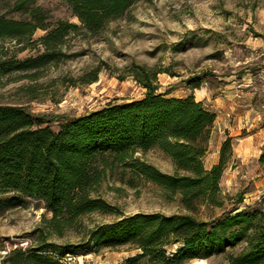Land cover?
<instances>
[{"label":"rangeland","instance_id":"obj_1","mask_svg":"<svg viewBox=\"0 0 264 264\" xmlns=\"http://www.w3.org/2000/svg\"><path fill=\"white\" fill-rule=\"evenodd\" d=\"M0 16L32 21L38 27L30 38L0 37V59L15 60L44 50L40 40L60 21L78 24L56 52V60L36 70H12L0 79V102L20 103L34 114L80 115L109 101L140 98L145 88L131 75L133 64L161 70L160 90L174 85V96L194 93L196 100L216 114L205 166L218 160L219 145L232 139L233 156L220 181L222 206L201 205L195 215L204 220L221 217L233 208H264V0H133L120 16L110 19L92 34L82 27L67 0H0ZM21 41V42H20ZM103 66L98 79L85 82L90 71ZM204 73L200 87L184 80ZM124 74V79L119 75ZM200 98H203L200 100ZM57 129V121L50 122ZM137 156L162 171L173 172L172 159L159 148ZM119 172L109 173L97 194L112 208L94 211L55 228L50 214L32 204L0 213V264H13L12 250L43 247L40 254L53 256L68 250L87 255L95 264L107 260L118 264L140 252L128 244L106 246L96 240L99 227L137 212L166 214L188 210L180 194L140 180L136 186L120 181ZM242 202H238V200ZM63 222V221H62ZM86 244L83 249L77 246ZM244 240L206 259L207 264H231L227 256L238 253ZM178 245L167 247L170 256ZM197 259V258H196ZM155 261L147 257L137 264H192Z\"/></svg>","mask_w":264,"mask_h":264},{"label":"trees","instance_id":"obj_2","mask_svg":"<svg viewBox=\"0 0 264 264\" xmlns=\"http://www.w3.org/2000/svg\"><path fill=\"white\" fill-rule=\"evenodd\" d=\"M67 1L82 27L92 34L122 15L133 2ZM38 27L47 28L0 16V37L30 38ZM77 28L76 23L60 21L40 38L44 46L41 53L15 60L13 67L11 61L0 59V79L12 70H36L55 61L56 52ZM104 65L109 67L102 61L84 81H96ZM160 72L155 66L133 64L129 75L146 89L142 97L109 101L80 115L34 114L24 104L0 102V213L32 204L44 208L43 215L50 214V222L58 228L94 211L111 212L110 204L96 192L103 179L116 171L121 174L118 179L131 186L145 180L170 194H180L188 210L171 214L137 212L99 227L98 243L128 244L140 250L118 264H137L145 257L166 262L208 258L241 240L246 242L245 247L238 253H229L228 261L264 264V208L235 207L209 220L195 215L201 205L224 204L220 181L228 158L234 154L232 139L227 136L222 141L218 161L207 168L204 156L216 114L205 108L203 101L196 100L194 93L174 96V85L160 90ZM203 74L190 75L184 81L198 88ZM119 78L124 79V74ZM53 121H57V129L51 127ZM151 148L168 155L175 170L162 171L136 155ZM259 160L264 161V147ZM178 244L167 256V247ZM85 247L86 244L77 246ZM41 251L43 247L15 248L12 263L63 264Z\"/></svg>","mask_w":264,"mask_h":264},{"label":"built area","instance_id":"obj_3","mask_svg":"<svg viewBox=\"0 0 264 264\" xmlns=\"http://www.w3.org/2000/svg\"><path fill=\"white\" fill-rule=\"evenodd\" d=\"M53 256L58 259L63 264H91L90 261H87V255L78 254L72 251H66L60 254H53ZM95 264H111L107 260H101Z\"/></svg>","mask_w":264,"mask_h":264},{"label":"bare ground","instance_id":"obj_4","mask_svg":"<svg viewBox=\"0 0 264 264\" xmlns=\"http://www.w3.org/2000/svg\"><path fill=\"white\" fill-rule=\"evenodd\" d=\"M192 264H207L205 258H197L195 259Z\"/></svg>","mask_w":264,"mask_h":264},{"label":"crops","instance_id":"obj_5","mask_svg":"<svg viewBox=\"0 0 264 264\" xmlns=\"http://www.w3.org/2000/svg\"><path fill=\"white\" fill-rule=\"evenodd\" d=\"M201 99H203V98H200V100H201ZM211 134H212V133H211ZM221 143H222V142H221ZM220 146H221V144L219 145V147H220ZM219 150H220V148H219ZM218 158H219V157H218ZM217 161H218V160H217ZM217 161H216V162H217ZM216 162H214V163H216ZM214 163H213V164H214ZM213 164H212V165H213ZM212 165H211V166H212ZM211 166H210V167H211Z\"/></svg>","mask_w":264,"mask_h":264}]
</instances>
